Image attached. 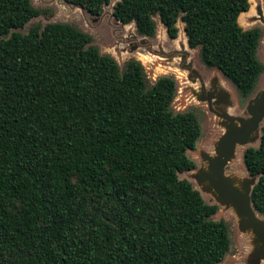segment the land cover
<instances>
[{
	"label": "trees",
	"instance_id": "obj_1",
	"mask_svg": "<svg viewBox=\"0 0 264 264\" xmlns=\"http://www.w3.org/2000/svg\"><path fill=\"white\" fill-rule=\"evenodd\" d=\"M110 0H63L97 17ZM247 0H118L111 17L152 37L176 22L188 49L247 96L262 71L257 29L237 16ZM29 0H0V264H218L221 221L179 173L193 163L199 126L173 114L174 82L145 88L139 62L119 71L90 37L63 23L22 28ZM239 21V20H238ZM255 177L252 209L264 217V125L242 152Z\"/></svg>",
	"mask_w": 264,
	"mask_h": 264
},
{
	"label": "rangeland",
	"instance_id": "obj_2",
	"mask_svg": "<svg viewBox=\"0 0 264 264\" xmlns=\"http://www.w3.org/2000/svg\"><path fill=\"white\" fill-rule=\"evenodd\" d=\"M116 1H109L99 16L92 17L62 0H29L38 15L14 31L25 34L47 23L67 24L88 35L90 45L100 55L110 56L119 71L128 61L139 62L146 89L160 77L172 79L170 112L191 113L199 126L194 148L186 152L194 168L177 177L197 190L205 204L215 206L210 219L221 221L226 228L228 249L218 264H264V246L250 228L239 230L241 217L232 199L250 188L253 179L248 177L241 155L244 149L258 146L264 125V0H247V11L238 21L242 30L259 32L255 57L262 71L247 96H241L218 71L205 67L198 48H187L182 23L176 22V38L170 40L154 15L153 36H140L132 23L121 25L112 19L111 7ZM256 218L264 222L263 217ZM242 220L250 224L248 218Z\"/></svg>",
	"mask_w": 264,
	"mask_h": 264
},
{
	"label": "water",
	"instance_id": "obj_3",
	"mask_svg": "<svg viewBox=\"0 0 264 264\" xmlns=\"http://www.w3.org/2000/svg\"><path fill=\"white\" fill-rule=\"evenodd\" d=\"M63 1V0H62ZM111 1V0H110ZM118 1V0H117ZM65 3V2H64ZM67 4V3H66ZM75 7V6H74ZM79 8V7H77ZM81 9V8H80ZM247 11V10H246ZM244 13V12H243ZM241 14V13H240ZM238 17V16H237ZM237 20V19H236ZM119 23V22H118ZM120 24V23H119ZM186 43V42H185ZM217 71V70H216ZM221 75V74H220ZM232 86V85H231ZM260 140V135H259V139H258V143ZM245 150V149H244ZM243 150V151H244ZM191 151V150H190ZM222 160V159H220ZM241 160H242V155H241ZM243 164V163H242ZM193 170V169H192ZM190 170V171H192ZM246 171V170H245ZM189 172V171H187ZM185 173V172H183ZM219 175H216V178H218ZM249 178L253 179V181L251 182L250 188L245 190L244 193L242 194V196L240 198H232L233 199V204L234 207L236 208V210L240 213V217L241 219L238 222V228L239 230H245L250 228L252 233L255 235L256 238H258V242L264 246V222L259 221L256 217H263L261 215H259L258 213H256L253 209L252 206L250 204L249 201V193H250V189L252 187V185L256 182V178L255 177H250ZM197 191V190H196ZM198 192V191H197ZM200 195V194H199ZM201 197V196H200ZM248 218L250 220V224L249 223H244L243 224V220L242 218ZM264 218V217H263ZM249 226V227H247Z\"/></svg>",
	"mask_w": 264,
	"mask_h": 264
},
{
	"label": "bare ground",
	"instance_id": "obj_4",
	"mask_svg": "<svg viewBox=\"0 0 264 264\" xmlns=\"http://www.w3.org/2000/svg\"><path fill=\"white\" fill-rule=\"evenodd\" d=\"M250 1L248 0V3H249ZM244 13H246V12H244ZM241 14H243V13H241ZM241 14L238 16V18H237V23H238V20L240 19V16H241ZM181 38H184V37H181ZM222 124V123H221ZM224 126V125H223ZM226 137V136H225ZM218 139V138H217ZM224 139V138H223ZM254 141V140H253ZM221 145H222V143H221ZM235 146V145H234ZM240 148V147H239ZM217 149V148H216ZM222 152V151H221ZM227 152V151H226ZM236 153V152H235ZM223 157V156H222ZM232 179V178H231ZM234 180H236V179H234ZM204 183V182H203ZM237 184V183H236ZM233 185V184H232ZM236 187V186H235ZM240 187V186H239ZM212 190V189H211ZM213 193V192H212ZM250 232V231H249ZM257 245V244H256Z\"/></svg>",
	"mask_w": 264,
	"mask_h": 264
}]
</instances>
